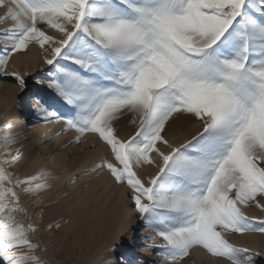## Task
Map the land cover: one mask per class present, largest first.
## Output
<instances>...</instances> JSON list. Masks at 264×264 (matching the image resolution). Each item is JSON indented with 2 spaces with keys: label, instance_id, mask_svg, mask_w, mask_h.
Instances as JSON below:
<instances>
[{
  "label": "snow or ice",
  "instance_id": "6c2138e0",
  "mask_svg": "<svg viewBox=\"0 0 264 264\" xmlns=\"http://www.w3.org/2000/svg\"><path fill=\"white\" fill-rule=\"evenodd\" d=\"M0 9L12 22L0 33V76L25 88L9 61L43 51L47 87L67 113L37 99V114L74 132L72 143L92 134L106 146L97 168L129 189L165 264L193 249L256 264L225 237L264 234V219L246 214L264 211V0H0ZM129 114L136 131L122 138L116 124ZM181 118L200 131L176 145L165 133ZM19 144L12 125L0 127V264H44L17 189L38 196L48 177L10 171Z\"/></svg>",
  "mask_w": 264,
  "mask_h": 264
},
{
  "label": "rangeland",
  "instance_id": "374dc122",
  "mask_svg": "<svg viewBox=\"0 0 264 264\" xmlns=\"http://www.w3.org/2000/svg\"><path fill=\"white\" fill-rule=\"evenodd\" d=\"M4 15L5 13H0V33H2L4 29L10 28L12 25L11 21L2 22ZM49 34L54 35V30H49ZM2 47L3 45H0V48ZM31 49L37 52L36 54H39L35 59H32L29 64L27 61L20 62L19 59H16V63L18 64L13 63L12 60L15 58L14 56L9 61L10 67L7 68L8 73L15 71L23 75L26 81L25 88L21 89L15 77L12 75L5 74L0 76V91L14 100L12 109H16L19 116L25 118L22 122L23 128H25L24 130H26V127L30 128L35 118L37 119L36 107H30V104L27 105L30 101L32 105V101L36 94L39 95L38 99L47 103L51 111L67 113V108L59 98L56 97L55 93L47 87V82L50 79V66L43 62V51L38 46L32 47ZM26 99H29V101ZM20 106H22L21 109ZM27 109H30L28 110L29 116L25 117ZM37 120L41 122V125L48 127L47 131L50 133L49 137L42 140L41 143L43 146L51 145V147L48 148V153L54 157L56 150L52 147V142L54 141V136L52 134L53 125L51 122H46L44 118ZM131 120L132 116L129 114L123 116L117 122L116 127L120 137L130 138L135 134L136 126L131 123ZM61 129L59 130L62 132L64 143L68 151L67 162L69 161L70 164L73 163L72 167L77 169V171L71 174L64 182L66 191L60 193L57 192L59 191L58 189H52L57 181L48 180L47 191H49V193L46 195L48 199L38 208L35 205L37 196L25 195L22 189H17V191L21 192L24 208L27 209L28 214L31 216V223L38 229L32 238L40 244L39 254L42 256L44 264H94L93 260H95V258L92 256L93 254L86 253L85 236L81 239L79 234H72V231H70L67 237L64 230L68 228L71 229L72 226L75 227L74 225H76V228L78 226L84 227L83 224L88 214L85 212V209H87L85 208L87 207V200L91 199L90 202L93 203L96 198L102 195H111L114 199L112 205L117 208V210L122 209L124 211V218L126 219V229L118 240V250L110 255V257L118 261V264H121L123 258L126 259L128 264H165L163 255L160 254L163 249L159 247L163 241L157 238L155 244H153V241L148 239L152 233L139 218L138 214L137 217L134 218V221L133 219L128 220V216H130L128 213L133 210L132 201L129 199V189L115 183L106 170L97 168L101 160L106 157V146L93 138L94 136L92 134H89L90 136L87 135L89 136L88 138L87 136L81 138V142L78 144L72 143L75 141V138L70 139L68 135L65 134V128ZM199 131L200 127L197 121L181 118L175 120L174 123H171V125L166 128L165 135L171 142L179 145L197 136ZM32 153L34 155L38 154V149H32ZM48 157V155H45L39 159L35 156V160H39V163L44 166ZM25 169L26 166L20 169L19 172H16L15 167V169H11L10 171H13L15 176L25 178ZM74 181L77 182V185L73 189H70L71 183ZM43 193H46V191ZM80 198H82L81 201H79ZM80 210L82 211L78 214L79 216H76L75 212ZM246 214L250 217L264 219V211L255 207L246 209ZM20 219L28 223L27 217L21 216ZM81 222H83V224ZM49 225H52L51 230H49ZM56 225H59V227H56ZM143 228L147 231L146 234L143 233ZM255 234L264 238V234L259 232L247 233L244 235L231 234L226 235L225 238L236 247L247 248L242 239L246 236ZM130 245L132 247L131 251ZM150 245L153 246L150 247ZM249 250L255 254L254 259L256 264H264V244L257 250ZM195 254V249H193L191 255L183 261V264H229L228 261L222 258L212 257L210 254L208 260Z\"/></svg>",
  "mask_w": 264,
  "mask_h": 264
},
{
  "label": "bare ground",
  "instance_id": "6f19581e",
  "mask_svg": "<svg viewBox=\"0 0 264 264\" xmlns=\"http://www.w3.org/2000/svg\"><path fill=\"white\" fill-rule=\"evenodd\" d=\"M0 13H4V11L0 9ZM31 50L25 56H15L12 62L16 63V59H19L20 62L27 61L29 64V62L32 59H35L39 54V53L36 54L37 52ZM8 67H10V63L8 64ZM38 96L39 95L36 94L34 100L32 101V105H31V101L28 102L29 99H26L28 100L26 101L28 102L27 105L30 104V107L32 106L36 107V100L38 99ZM13 105H14V100L12 98H9L4 92L0 91V120H1L0 127H3L5 124L12 125L13 131L18 135L20 140V144L18 145V147H20L23 152V159L20 162V164L16 167V172H19L20 169H22L25 166H26L25 169L26 177L43 171L47 175L48 180L57 181L56 185L52 187V189L55 190L58 189L59 191L57 192L60 193L65 192L66 186L64 185V182L71 174L75 173L77 169L72 167L73 163L70 164L69 161L67 162L68 151L64 143V137L62 135V132L59 130L61 128H64V125L58 124L56 122H51V124L53 125L52 134L54 136L52 147H54V150H56L55 155L53 157L51 156V154L48 153V148L51 147V145L43 146L41 143V141L49 137L50 134L47 131L48 127L41 125V122L37 120V119H43V117L37 114V119L35 118V121L32 122L33 123L32 125L30 124L31 127L30 128L26 127V130H24L25 128H23L22 122L25 118H21L17 113L16 109H12ZM21 108L22 106H20V109ZM28 110L30 109H27V111L25 112V117L29 116ZM65 134L68 135L70 139L76 138V134L74 132H66ZM89 136H87V138ZM32 149L34 150L38 149V154L34 155L32 153ZM45 155H48L49 157L45 161V165L43 166L39 163V160H35V156L41 159ZM76 185L77 182L74 181L73 183H71L70 189H73ZM48 193L49 191H46V193H41L40 195L37 196V199L35 200L36 207L40 208L44 204L46 199H48V196H46ZM81 199L82 198H80L79 201H81ZM90 200L91 199L87 200L86 202L87 207H85L87 208L85 209V212L88 213L86 215V219L84 217L86 221L84 222V224L83 222H81L84 227L78 226L76 228V225H74L75 227L70 226L71 229L69 228L65 229L67 227L66 226L64 228L65 229L64 232L67 237L69 236L68 233L70 231H72L71 232L72 234H79L81 239H83L82 237L85 236V243H86L85 246L87 248L86 253L93 254L92 256L95 258V260H93L94 264H107L108 261H115V259L110 257V255H112L114 252L118 250V245H119L118 240L121 238L123 232L126 229L125 227L126 219L124 218V211L122 209L117 210V208H115L112 205L114 199L112 198L111 195L99 196L94 200L93 203L90 202ZM81 211L82 210L76 211L75 212L76 216H79L78 214ZM128 214L130 215L128 216V220L133 219L134 221V218L137 217V213L134 210H131ZM143 231L144 234L147 233V231L144 228ZM242 240H244V245L247 248L253 250H257L258 248H261L264 244V238L256 234L246 236ZM131 250L132 247L130 245V251ZM195 253L199 257H202L204 259L206 258V260L209 259L208 257L209 254L206 252V250L195 249ZM121 264H128V262L126 261L125 258H123Z\"/></svg>",
  "mask_w": 264,
  "mask_h": 264
}]
</instances>
